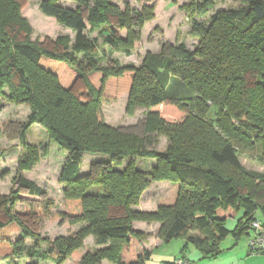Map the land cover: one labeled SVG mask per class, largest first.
<instances>
[{
  "label": "trees",
  "instance_id": "trees-1",
  "mask_svg": "<svg viewBox=\"0 0 264 264\" xmlns=\"http://www.w3.org/2000/svg\"><path fill=\"white\" fill-rule=\"evenodd\" d=\"M76 1V7L59 0L40 3L43 14L75 32L73 39L64 35L33 40L31 26L20 20L27 0H0V81L32 96L38 87L34 73L52 78L62 92L54 98L55 104L74 100L81 106L74 110L84 112L77 119L82 114L88 119L77 126L84 128L82 131L68 132L49 120L48 101L36 100L38 119L67 151L59 176L64 186L65 217L80 226L66 236L43 238L47 242L43 247L41 223L57 216L52 212L54 199L45 198L42 205L23 210L15 206V198H19L16 192L0 194V257L26 255V264H41L44 259L63 264L80 252L86 237L93 235L98 245H109L88 251L80 264H102L105 258L114 264H148L151 251L141 249L145 235L134 229L135 220L160 222L158 234L164 242L187 238L183 251L191 242L203 258L218 256L224 252L222 244L229 235L239 240L250 233V222L258 217L259 209L264 216V173L246 169L235 147L261 143L259 160L264 163V0H236L246 5L215 12L208 24L194 19L192 32L201 39L196 50L182 42L170 47L169 54L149 55L141 68L122 65L119 59L102 64L105 53L101 55L98 40L88 34L99 30L105 44L121 50V30L128 28L131 37L139 39L144 21L153 18L154 7L131 15L111 0ZM214 4V0H190L187 5L206 15ZM176 58L185 69L173 66ZM174 74L183 79L179 87ZM124 91L146 106L169 105L172 114L160 117L151 113L149 117L152 130H164L171 142L168 152L162 154L168 173L158 171V167L142 173L131 162L124 170L104 165L97 176L83 174L87 151L108 153L112 161L119 160L120 150L121 155L130 153L127 148L132 135L126 139L123 133L104 126L87 128L96 118V124H102V103ZM207 101L230 106L234 111L230 115L245 119L236 127L230 115H224L218 132L204 120ZM210 140L214 144H209ZM162 177H172L180 185L174 205H161L150 212L133 210L149 182ZM19 180L32 194L46 193L30 179ZM90 182H101L103 192L89 191ZM241 209L236 226L229 228L226 220L237 217ZM15 230L23 232L16 240L11 235ZM29 236L34 238L32 246L25 242Z\"/></svg>",
  "mask_w": 264,
  "mask_h": 264
},
{
  "label": "rangeland",
  "instance_id": "rangeland-1",
  "mask_svg": "<svg viewBox=\"0 0 264 264\" xmlns=\"http://www.w3.org/2000/svg\"><path fill=\"white\" fill-rule=\"evenodd\" d=\"M41 1L27 0V5L22 10L20 20L26 21L31 26V38L33 40H44L46 37L56 39L67 35L73 39L75 32L72 29L64 26L54 17L42 13L40 9ZM111 1L118 4L122 11L129 12L131 15L136 14V12H142L144 7H154L153 18L144 21L139 39L135 40L134 37H131L132 34H130L128 28L121 30L123 39L121 50H112L110 45L105 44L103 36L99 34V30L91 33L87 31L89 36L98 40L101 55L105 53V59L101 61L102 64H106L109 59H119L122 65L134 64L140 68L149 55H162L165 54L164 52L169 54L170 47L179 45L182 42H185L189 49L196 50L201 43V39L200 36L192 32L194 19L203 24H208L213 13L229 11L232 8L238 9L246 5V3L236 0H214V7L205 15V13L200 14L196 6L189 8L187 4L190 0ZM59 2L70 7L78 5L76 0H59ZM7 6L10 7L9 5ZM196 57L198 58V56ZM173 66L181 70L186 68L185 64L178 59L173 62ZM34 77L38 87L36 88L37 93L32 96L16 92L10 88V85L0 81V194L16 192L19 198H15V206L23 210L29 205H42L45 198L54 199L55 205L52 208V212L54 215L57 214V216L45 218L41 223L39 232L41 243L45 247L47 242L42 240L43 238L56 239L60 236H66L71 231L77 230L80 223L71 224L69 219L65 217L67 208L65 205L64 186L59 182V176L62 167L68 159L67 151L63 150L52 137L47 126L40 122L41 120L38 119L40 114H37L40 111L34 105L36 100H47L48 105H46V108H50L49 120L64 126L71 133H76L78 130L82 131L84 128L77 126H80L82 122H87L88 119L84 114H82L80 119H77L78 115L84 112L74 110L76 107L81 109V106L74 100L66 99L61 106L55 104L54 98L57 95H62V92L54 79L43 78V76H39L36 73H34ZM175 77L178 78L175 79L174 83L178 84L177 86L179 87L183 79L179 76ZM206 106L208 107V112L204 120L211 124L216 131L220 132L221 120L224 115L234 113V111H232L230 106H220L212 101H207ZM151 113L158 114L160 117L161 115L172 114L169 111V105L146 106L139 99L132 98L128 91L122 92L112 101L103 102L99 115V121L102 124H96V118L91 126L87 128L97 130L104 126L110 130H117L123 133L126 139L130 137L128 135H132L131 142L127 148L130 149V153L127 151L126 154L124 151L121 155L120 150L119 160L112 161L108 153L87 151L83 157V174L97 176L104 165L108 168L115 166L119 170H124L131 162L135 163L137 169L142 171V173H151L157 167L158 171L165 172V174L168 173V169L165 167L166 164L162 161V154L168 152L171 142L164 130L161 132L152 130L153 126L149 120ZM87 114L91 117L94 116L91 113ZM241 119L244 120L245 117L241 116L239 118L233 114L230 115V120L236 127L241 125ZM192 127L191 124L190 128L192 129ZM209 144H214V141L210 140ZM261 146V143H258L254 147L245 148L236 144L235 147L238 148L239 158L243 160V165L246 169L264 173V163L259 160L262 155ZM121 148L124 147L122 146ZM117 164L119 165L116 166ZM165 174L161 176H165ZM20 177L34 181L38 186L45 189L46 193L42 195L30 193L27 188L20 186ZM172 179V177H162L151 180L141 194L140 202L147 195L146 202L153 203L157 200L160 203L159 206L174 205L180 185ZM90 183L91 189L89 191L94 194L103 192L104 188L101 182ZM158 197H161V199ZM261 200H264V198L261 197ZM139 204L132 205L133 210L142 211L137 207ZM144 212L150 211L145 210ZM242 212L241 209L237 217L228 218L226 225L229 228H234ZM257 216L264 220L261 209L258 210ZM22 234V230H16L13 232L12 238L16 240ZM89 236L84 239L80 252L69 256L65 260V264H80V261L86 256L88 251L108 247L109 244L98 245L96 242L92 244ZM230 237L233 236L229 235L223 241V246ZM249 238L250 236L243 235L239 241L245 245L248 244ZM25 242L28 246H32L34 238L29 236L25 239ZM187 242V238L177 237L165 242L157 250L163 255L178 252V256L186 254L191 259L197 260L201 256V252L191 242L188 243V246L184 248L185 251H183V247ZM2 259V264H12L13 262L26 264L28 262L26 255H16L8 263L5 262L4 257ZM50 263L57 264L56 262ZM43 264L48 263L46 261ZM102 264H114V262L105 258L102 260Z\"/></svg>",
  "mask_w": 264,
  "mask_h": 264
},
{
  "label": "crops",
  "instance_id": "crops-1",
  "mask_svg": "<svg viewBox=\"0 0 264 264\" xmlns=\"http://www.w3.org/2000/svg\"><path fill=\"white\" fill-rule=\"evenodd\" d=\"M241 162L243 163V160H241ZM169 189L171 190L170 187H169ZM158 198L161 199V197H158ZM160 199H159V201H160ZM146 200H147V195L145 196V198L143 197V199H141L140 204L137 206L140 210H142V211H145V210L155 211V210H157V208L160 204L159 202H157V200L153 203L146 202ZM133 227H134V229H136L140 232H143L145 235L143 242L141 243V249H143V250L146 249V250L151 251V256L147 260L148 264H174V261L178 257L183 255L182 254V255L178 256V252L177 253L174 252L172 254L166 253L164 255H163V253L158 252L157 249L161 248L165 244L163 239L160 238L159 234H158L160 227H161L160 222L135 220L133 222ZM15 231H13V232H15ZM13 232H11V235L13 234ZM252 235L253 234L251 232L250 235L247 234V237L248 236L251 237ZM89 237H90V241L92 242V244L96 242L95 237L93 235H90ZM223 247L225 248L224 252H222L218 256L212 257V258H203L202 256H199L197 260H194V259H191L189 257V255L184 254V256L191 259L192 264H264V250L260 253L252 254L249 251L248 244L243 245V242H241V241H239L233 237H230V239H228L226 241V243ZM2 258L3 257H0V259H2ZM13 258L14 257H12V258L7 257L4 260H5V262L8 263V261L13 259ZM46 261L48 264H51L50 262H54L52 260L44 259V261H42L41 264H43V262H46ZM1 262H3V259L0 260V264H2ZM65 263L66 262H64L63 264H65ZM8 264H10V263H8Z\"/></svg>",
  "mask_w": 264,
  "mask_h": 264
},
{
  "label": "built area",
  "instance_id": "built-area-1",
  "mask_svg": "<svg viewBox=\"0 0 264 264\" xmlns=\"http://www.w3.org/2000/svg\"><path fill=\"white\" fill-rule=\"evenodd\" d=\"M253 235L248 240L249 251L252 254L260 253L264 250V221L255 218L250 223ZM174 264H192L190 259L186 256H180Z\"/></svg>",
  "mask_w": 264,
  "mask_h": 264
},
{
  "label": "clouds",
  "instance_id": "clouds-1",
  "mask_svg": "<svg viewBox=\"0 0 264 264\" xmlns=\"http://www.w3.org/2000/svg\"><path fill=\"white\" fill-rule=\"evenodd\" d=\"M258 218V217H257ZM259 219H261V218H259ZM263 220V219H262ZM264 221V220H263ZM251 223V222H250ZM250 231L252 232V230H251V226H250ZM251 232L249 233V234H251ZM184 256V255H183ZM191 261V260H190ZM192 262V261H191Z\"/></svg>",
  "mask_w": 264,
  "mask_h": 264
}]
</instances>
